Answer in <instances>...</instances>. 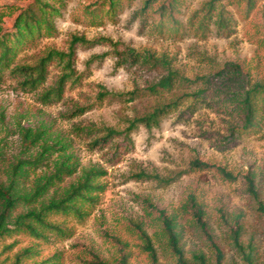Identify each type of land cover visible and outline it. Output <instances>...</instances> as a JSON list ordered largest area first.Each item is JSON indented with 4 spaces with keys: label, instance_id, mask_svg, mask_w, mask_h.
I'll use <instances>...</instances> for the list:
<instances>
[{
    "label": "rangeland",
    "instance_id": "rangeland-1",
    "mask_svg": "<svg viewBox=\"0 0 264 264\" xmlns=\"http://www.w3.org/2000/svg\"><path fill=\"white\" fill-rule=\"evenodd\" d=\"M95 0H42L51 6L53 33L29 38L15 50L10 68L0 77V181H5L16 158L34 152L20 146L19 126L41 127L49 140L68 144L76 172L47 188L41 198H59L74 183L83 168L105 173L97 205L79 220L65 214H50L48 220L60 232L45 239L12 233L0 239V264H11L25 248L23 264H89L93 255L107 264H178L161 230L158 210L173 218L184 259L195 262L204 255L215 263L216 253L207 234L223 252L221 264H246L233 246L231 230L241 226L240 242L252 249V264H264V217L246 190L250 174L264 202V110L253 132L238 129L242 111L237 99L254 82L264 81V0H254L248 13L237 0H220L227 29H218L216 12L203 20L209 0H176V23L162 21L153 9H142L143 0H124L113 18L93 23L85 9ZM35 0H0V22L11 26L15 15ZM155 9V10H154ZM74 36L93 43L76 42L69 68L67 58L50 52L68 53ZM153 54L156 65L124 58L128 50ZM126 57V56H125ZM44 61V79L32 86L29 75L14 71ZM227 64H235L233 69ZM172 71L180 80L169 91L144 92L151 83ZM67 75L60 97L43 95ZM27 79V80H26ZM104 87L109 93L99 97ZM139 90L129 100L127 92ZM235 94V95H233ZM175 103L150 129L139 125L130 133V143L112 157L108 148L93 150L82 127H111L121 131L134 117L153 108ZM81 111V112H80ZM55 156V155H54ZM199 159L211 167L191 168ZM216 167L235 175L223 178ZM45 167L28 170L20 188L29 191ZM139 172L171 179L168 184L135 177ZM202 207L205 230L194 221L188 197ZM31 206L35 204H30ZM28 205L19 203L13 214ZM149 236L156 252L153 261L134 225ZM207 233V234H206Z\"/></svg>",
    "mask_w": 264,
    "mask_h": 264
},
{
    "label": "trees",
    "instance_id": "trees-1",
    "mask_svg": "<svg viewBox=\"0 0 264 264\" xmlns=\"http://www.w3.org/2000/svg\"><path fill=\"white\" fill-rule=\"evenodd\" d=\"M124 0H95L85 9V15L95 23L102 18H113L116 16L119 9L122 7ZM131 1V0H128ZM220 0H209L205 4V13H203V20L199 22L196 29L205 30V20H210L218 5L216 12L215 24L218 29H227V20L224 17V10L220 5ZM243 3L245 11L248 13L254 6V0H237ZM36 9L33 7H26L18 12L7 29H4L0 22V77L4 70L10 68L12 55L15 50L29 38L39 36L43 32L53 33V26L50 20L52 8L50 5L42 2V0H35ZM158 3V8L155 12L159 15L162 21L169 23H176L174 17V6L176 0H143L142 9H153V4ZM76 42L93 43L87 41L82 37L74 36L71 41L70 50L68 53L50 52L48 58L54 55L58 57L67 58L66 66L69 68L73 56V45ZM126 56V57H125ZM130 58L134 61H139L143 58L142 63L156 65L160 60L155 58L153 54L145 52L144 54L135 53L132 49L124 55V58ZM44 61L41 59L35 66H19L14 68V71L21 72L28 76L26 80L35 86L36 83L44 79ZM233 69H239L235 64H227ZM70 69V68H69ZM67 75L59 78L55 87L50 88L43 96L50 97L52 94L56 97L61 96L63 91V82ZM180 80L178 74L169 71L166 76L161 77L158 81L151 83L144 92L156 95L163 91H169L173 85ZM109 92L102 87L99 92V97L107 95ZM139 93V90L127 92L128 99L133 100ZM235 95V94H233ZM237 109L242 111L241 123L238 129L243 132H253L258 128L257 116L264 110V81L254 82L246 90L238 95ZM175 103L164 104L155 107L151 112L142 116L134 117L128 122V126L121 130H115L111 127H82L79 130L85 131L90 141L88 145L93 150H101L108 148L112 152V157L118 155L119 147L125 143H130V133L139 125L150 129L157 127L160 118L165 115L168 110L175 106ZM81 112V111H80ZM20 146L25 151H33L29 157L16 158L10 165L7 172L6 180L0 181V239L10 236L12 233H26L34 238L45 239L48 232H60L57 224L48 220L50 214H65L77 217L79 220L83 219L92 208L98 203L99 193L103 191V185L100 184L99 179L105 172L96 167L83 168L80 171L78 179L71 183L63 190V194L59 198L48 197L47 201L41 199L47 192V188L54 185L56 182L62 181L65 177H69L76 172V163L73 155L68 152V144L59 140H49L46 137V131L41 127L25 128L19 126ZM55 155V156H54ZM46 170L36 180L29 191L20 188L21 179L26 178L29 174L28 170L43 168ZM191 168H209L211 165L202 162L199 159L190 161ZM220 175L229 180H235V175L225 170L222 167H216ZM135 177L142 179H155L162 183L168 184L171 179H163L158 175H150L139 172ZM246 183V190L251 195L256 204V209L260 211L264 217V202L260 200L258 189L255 186L253 177L250 174L244 176ZM188 205L192 209V216L198 226L205 230L206 223L203 220V210L195 197L190 195L188 197ZM19 203L28 205L24 212L13 214ZM30 204H35L31 206ZM161 221V230L167 237L168 245L171 251L176 255L178 264H208L204 255H195V262H188L184 259L183 251L179 247V237L175 232V221L173 218L167 216L164 211H157ZM140 237L144 241V248L148 251L151 259L156 261V252L151 244V240L145 231L137 224L134 225ZM241 226L236 222L235 228L231 230V238L233 246L241 253L246 264H252V249L249 247L247 251L245 246L240 242ZM207 234V233H206ZM208 239L216 253L215 263L221 264L223 260V252L211 240V236L207 234ZM29 253V248H25L20 253L14 256L11 264H23L22 258ZM93 260L89 264H107L101 261L98 257L92 256ZM46 261L31 264H45ZM121 264H124L121 263Z\"/></svg>",
    "mask_w": 264,
    "mask_h": 264
}]
</instances>
